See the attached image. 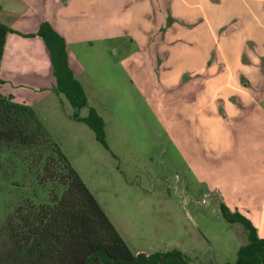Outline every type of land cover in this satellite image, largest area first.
I'll return each mask as SVG.
<instances>
[{"label": "rangeland", "instance_id": "rangeland-1", "mask_svg": "<svg viewBox=\"0 0 264 264\" xmlns=\"http://www.w3.org/2000/svg\"><path fill=\"white\" fill-rule=\"evenodd\" d=\"M142 6L137 0H0V22L12 30L0 67L1 92L34 108L133 252L176 249L191 264L235 262L248 233L225 218L214 190L199 185L190 162L198 151H185L199 148L190 135L198 122L209 125L205 165L216 169L217 119L195 120L191 128L186 114L187 104H222L213 78L222 63L213 56L202 68L205 62L169 57L172 46L159 45L157 31L148 29L153 7ZM44 22L65 39L88 104L105 121L109 150L72 118L68 100L57 94L43 40L25 36ZM142 30L149 34L146 42ZM22 158L0 150V228L19 203L48 200L47 188L36 184Z\"/></svg>", "mask_w": 264, "mask_h": 264}, {"label": "trees", "instance_id": "trees-1", "mask_svg": "<svg viewBox=\"0 0 264 264\" xmlns=\"http://www.w3.org/2000/svg\"><path fill=\"white\" fill-rule=\"evenodd\" d=\"M10 32L0 22V67ZM25 36L43 40L50 53L57 94L68 100L74 110L72 118L86 124L109 150L105 121L88 104L70 66L65 39L49 22ZM2 84L0 79V87ZM85 108L88 113L82 116ZM3 148L23 157L36 184L47 188L48 200H25L9 213L0 228V264H191L188 256L176 249L133 252L79 172L48 137L34 108L4 95L0 88V150ZM222 212L229 222L244 227L249 240L239 248L236 261L225 264H264V238L251 221L225 205Z\"/></svg>", "mask_w": 264, "mask_h": 264}, {"label": "crops", "instance_id": "crops-1", "mask_svg": "<svg viewBox=\"0 0 264 264\" xmlns=\"http://www.w3.org/2000/svg\"><path fill=\"white\" fill-rule=\"evenodd\" d=\"M137 2L143 4L142 11L153 7L148 29L157 31L159 45L172 46L169 57L205 62L202 68L213 56L222 63L213 77L216 92L223 94L222 104H185L191 110L186 114L191 128L197 124L195 120L217 119L216 169L209 171L205 165L203 136L208 138L209 125L198 122L190 135L200 146H186L185 151L188 156L194 154L193 149L198 151L190 162L199 185L207 184L218 194L221 205L247 217L264 238V0ZM146 31L142 30L145 42ZM184 44L194 45L196 50L190 53Z\"/></svg>", "mask_w": 264, "mask_h": 264}]
</instances>
